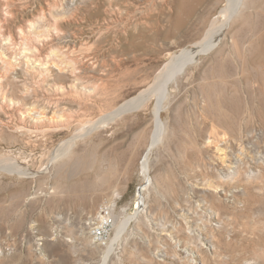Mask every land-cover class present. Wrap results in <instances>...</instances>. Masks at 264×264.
<instances>
[{
  "label": "rangeland",
  "instance_id": "1",
  "mask_svg": "<svg viewBox=\"0 0 264 264\" xmlns=\"http://www.w3.org/2000/svg\"><path fill=\"white\" fill-rule=\"evenodd\" d=\"M258 1L0 0V264H264Z\"/></svg>",
  "mask_w": 264,
  "mask_h": 264
},
{
  "label": "bare ground",
  "instance_id": "2",
  "mask_svg": "<svg viewBox=\"0 0 264 264\" xmlns=\"http://www.w3.org/2000/svg\"><path fill=\"white\" fill-rule=\"evenodd\" d=\"M193 1L199 2L200 0H193ZM231 1H232V4H233L232 5L233 10L237 9L238 6H236V5H239L238 4L239 0H231ZM262 4L263 5L261 7H259L260 10H263L261 8L264 7V2ZM261 13H263V12H261ZM214 25L215 24L213 23L211 28L209 27L210 30L206 33V35L202 39L199 40V42H197L196 47L193 50H190L187 54L183 53L182 57L180 59H178L177 63H175L173 65L170 64V65H167L165 67V69L162 71V74H161L160 79H159L161 82L159 81V83H158L159 85H157L155 87L154 91H148L147 90L145 93H143V95L144 94L148 95L150 93H153L157 97V106H156L155 111H154L155 132H154V135H153V145L158 143L159 141H161V138L163 136L164 125H163L162 119H161V111H162V104H163V102H165L164 100L166 99V97L168 95L169 85L171 83H173V81H175L177 79V76L180 75V73L184 70V68H182V67H185V66L189 65L190 63H192L195 60V58H197L198 55H200L201 53L205 52L212 45V43H214L217 40L219 35L223 33L222 32L223 29L218 30L217 27L214 26ZM218 28H219V26H218ZM222 28H224V27L222 26ZM139 103H141V102L139 100H137V101H133V102H129V103L123 104L118 109V111L114 113V116L121 115L122 113H124L127 110H129V111H130V109L132 110V108H135L136 105L139 104ZM137 106H139V105H137ZM143 169H144L145 176H147L148 175V171H149L147 162L144 163ZM98 218L101 219L102 217L99 216ZM129 219H130V217L126 218L125 220H123L121 223H119L117 225V222H115V218L112 215V221H113V224H114V228L116 227L115 228L116 232H115V238L112 240L111 244L107 248L108 249L107 250L108 253H110L112 245L114 244V241L119 239L121 237V235L124 233ZM108 253L104 256L105 260L102 262V264H105L106 258L108 257L107 256Z\"/></svg>",
  "mask_w": 264,
  "mask_h": 264
},
{
  "label": "built area",
  "instance_id": "3",
  "mask_svg": "<svg viewBox=\"0 0 264 264\" xmlns=\"http://www.w3.org/2000/svg\"><path fill=\"white\" fill-rule=\"evenodd\" d=\"M100 216L102 218H98V222L91 228L90 234L94 241L98 243H105L114 229L112 213L110 209L105 207Z\"/></svg>",
  "mask_w": 264,
  "mask_h": 264
}]
</instances>
